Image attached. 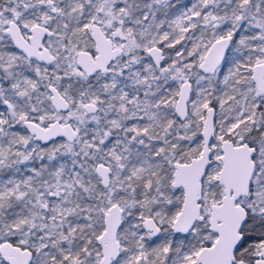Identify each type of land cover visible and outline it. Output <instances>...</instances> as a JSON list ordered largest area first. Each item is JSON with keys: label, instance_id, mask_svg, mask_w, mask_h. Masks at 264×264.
<instances>
[{"label": "snow or ice", "instance_id": "1", "mask_svg": "<svg viewBox=\"0 0 264 264\" xmlns=\"http://www.w3.org/2000/svg\"><path fill=\"white\" fill-rule=\"evenodd\" d=\"M0 264H264V0H0Z\"/></svg>", "mask_w": 264, "mask_h": 264}, {"label": "rangeland", "instance_id": "2", "mask_svg": "<svg viewBox=\"0 0 264 264\" xmlns=\"http://www.w3.org/2000/svg\"><path fill=\"white\" fill-rule=\"evenodd\" d=\"M190 2H191V0H183V3H185V4H188Z\"/></svg>", "mask_w": 264, "mask_h": 264}]
</instances>
